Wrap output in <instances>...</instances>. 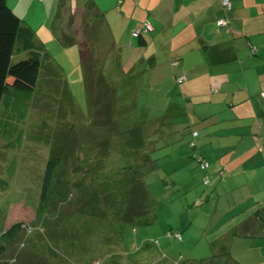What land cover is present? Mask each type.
I'll list each match as a JSON object with an SVG mask.
<instances>
[{
	"label": "crops",
	"instance_id": "1",
	"mask_svg": "<svg viewBox=\"0 0 264 264\" xmlns=\"http://www.w3.org/2000/svg\"><path fill=\"white\" fill-rule=\"evenodd\" d=\"M88 1L104 13L100 39L108 49L104 63L115 65L114 78L129 74L147 81L149 112L156 109L160 114L154 118L167 130L165 155L175 154L180 162L174 170L180 187L204 177L210 181L213 198L173 224L181 227L176 231L190 253L185 263L264 264V223L254 216L264 209V0H229V11L221 0H9V5L38 40L39 32L51 35L52 25L59 30L66 7L74 14ZM222 19L227 25L220 27ZM145 22L153 31L133 37L132 30ZM180 76L185 79L177 83ZM151 126L156 138L159 124ZM192 132L196 148H188L182 162L186 153L173 144L189 142ZM199 157L208 162L206 171L198 168ZM195 213L203 223L195 221ZM201 247L206 258L196 256ZM135 257L149 261L152 253L146 249Z\"/></svg>",
	"mask_w": 264,
	"mask_h": 264
},
{
	"label": "trees",
	"instance_id": "2",
	"mask_svg": "<svg viewBox=\"0 0 264 264\" xmlns=\"http://www.w3.org/2000/svg\"><path fill=\"white\" fill-rule=\"evenodd\" d=\"M80 10L86 27L90 24H101L105 20L104 13L92 1L86 2ZM142 27L143 25L138 29ZM50 29L62 46L77 45L80 49L87 100V109L82 114L75 104L62 68L43 50V42L37 40L36 31L18 17L9 5V0H0V160L3 161L0 166V196L9 190L17 176L20 182L24 181L18 167L23 159L29 161L28 153L31 150L35 151L26 144L27 139L33 144L41 145V152L45 153L38 197L30 203L22 198L7 203L0 201V264L5 261L10 264L20 263L21 254L29 255L32 252L36 256L33 251L25 250L27 238L33 233L36 238L47 230L50 231L51 216L59 213L71 199L75 201L72 207L79 208L78 214L98 216L100 219L109 218L132 224L154 215L151 193L143 176L155 168L150 165L153 158L149 155L155 150V146L150 149L151 140H148V134L153 131V128L150 130V125L160 120V129L163 120L153 118L136 122L131 119L133 105L130 103L127 107L120 108L121 99H118L116 77H107V80L112 79L110 81L113 87L108 82L112 92L107 97L103 94L101 82L96 81V69H93L91 58H81V53L85 50L87 54L91 48L90 39L85 32L80 45L74 34L59 35L54 25ZM16 56L20 59L17 62L14 61ZM120 110H124L123 114L119 113ZM124 117H127L126 121ZM79 123L82 126L88 125L90 129L81 131ZM91 133L98 137L96 141L101 156L96 159L97 168L100 167L101 170L94 171L93 167H83L95 162L87 155H81L91 144V141L84 142L85 134L90 136ZM195 134L191 133L192 138L188 142L192 151L196 148ZM129 154L131 165L128 170L118 172L120 166L117 163L115 171L109 172L105 160H109L111 164L112 158L118 156L117 161ZM163 157L179 162V159L175 160V155L164 154ZM195 161L200 170L203 162L208 164L202 157ZM91 173L101 178L105 176L99 187L92 182L96 177H92V181L87 183L85 176ZM81 175L84 177H79ZM205 179L208 180L207 184H204ZM202 183L208 187V177H204ZM199 203L200 201L195 205ZM23 209L28 213L22 216L20 210ZM13 214H20V218L13 219ZM254 216L264 223V209H258ZM173 232L179 231H170L167 237ZM22 234H25L24 242H21ZM180 236V240H175L181 241V233ZM15 243L16 253L12 250ZM7 252L11 254L9 259L5 257ZM210 259L212 257L207 258ZM204 260L206 259H202ZM177 263L180 264V261Z\"/></svg>",
	"mask_w": 264,
	"mask_h": 264
},
{
	"label": "rangeland",
	"instance_id": "3",
	"mask_svg": "<svg viewBox=\"0 0 264 264\" xmlns=\"http://www.w3.org/2000/svg\"><path fill=\"white\" fill-rule=\"evenodd\" d=\"M69 10L70 9L66 7V9L61 12L58 34H74L76 35L75 38L80 42V45L82 44L81 37L84 32L86 36L90 37L91 48L87 51V54L86 51L82 49L84 51L81 53V58L85 60H88L89 57L91 58L93 69H96V81L101 82L100 86L103 94L105 96L107 94L109 95V93L112 92L109 86L111 85L113 87V85L110 81L112 79L107 80V77L114 79L116 71L114 63L109 65L104 63L107 58L106 54L108 49L106 41L100 38L104 37L105 34L99 31V29L101 30L99 24L95 26L90 24L88 26L89 29L84 26L81 10H76L74 14H71ZM37 11V9H34L30 16H34ZM40 20L41 15L39 14L36 21H34V26L39 24ZM91 28H94V30ZM37 34L43 42V50L50 55L51 60L55 61L62 68V73L74 97L75 104L82 114L87 109V100L83 85L79 47L77 45L62 46L53 33H51V35L49 33L45 35V33L42 32ZM18 60L20 59L16 56L14 61L17 62ZM117 80L115 84L119 88L118 99H121L120 108L124 106L127 107L131 103L134 109L131 119H135L134 121L136 122H143L144 120L153 119L154 116L160 114L157 113L156 109H153L151 113L149 112V105L152 102H150L149 99L152 96L147 90V87L143 88V84L147 81L138 79V76L132 78V75L129 74L122 75V78ZM123 111L124 110H120L119 113L123 114ZM127 117L129 118L130 116ZM127 117L123 119L126 121ZM160 122L159 120L155 124H159ZM80 123L79 126L80 129H82L81 131H83V129L84 131L90 129L88 125L82 126ZM151 128L152 126L150 125V130ZM166 131L167 130L162 126L156 138L148 134V140L152 142L150 149L152 146H155V150L151 153L149 152V156L153 158V163H150V165H154L155 168L151 173L145 174L143 178L144 182L149 186L151 193L153 217L149 215L147 218H142L132 224L113 221L109 218L100 219L98 216L93 217L87 214H78L79 208L77 206L72 207L75 201L71 199L59 213L51 216L52 225H50V231L47 230L43 235L37 236L36 238H34L33 233L27 238L25 250L33 251L36 256L32 252H30L29 255L21 254V262L17 264H97V262H99V264H173L178 261H180V264H183L187 259H190V257H188L190 254L189 250L184 247L181 241L168 238L167 231H176L181 228L174 227L173 224L178 223L184 216L188 217L187 213L189 211L198 209L199 206H195V203L198 201L202 200V205H204L207 196L213 198L212 195L214 193H212L209 187L204 186L201 180L197 181L196 179L194 183L187 188L186 186L180 187V183L177 182L181 177L180 173L174 171L179 167L180 162L169 161L167 157H163L165 149H167L165 146L168 144V140L165 139ZM91 135L92 133L90 136L85 134L86 138L84 137V142L91 141V144L85 150L86 152L81 153V155H87L91 161L95 162L83 165V167L85 169H87L86 167L88 166L93 167L92 170L94 171L97 169L101 170L100 167L97 168L98 162L96 159L101 156V151H99L100 148H98L96 141L98 137L96 135ZM26 144L33 147L35 151L32 152L31 150V152L28 153V157H30L29 161L23 159V163L18 167L22 171L20 176L24 181L20 182L18 176L16 180H13L9 190L1 193L0 201L3 203L16 201L19 198L30 203L38 197L44 171L45 153L41 152L43 149L41 145L33 144L29 139L26 140ZM176 144L181 152L186 153L182 157V162H184V158L187 157V154L189 155L191 153L188 142L183 138L181 143H175L173 145L176 146ZM90 146L94 149H91ZM114 153L117 154L116 151ZM33 157L35 158L31 159ZM116 157L118 158V156ZM116 157L115 159H111V164H109V160L104 161L105 165L109 167V172L115 171L114 169L117 163H119L120 166V168L117 169L118 172L125 171L124 169L128 170L131 165V155L129 154L121 158L122 161L118 159L116 161ZM156 158L158 160H155ZM2 163L3 161L0 160V166H2ZM94 171H92V173ZM195 171L197 172L198 170L195 169ZM92 173L85 176L86 181L90 183L92 181L90 179L96 177V180L92 182L96 184L95 186L99 187L100 181L103 180L105 176L101 178V176H96V174ZM79 177L84 176L81 175ZM169 180L172 182L174 181L175 184L170 183ZM186 200L188 205L184 208ZM4 205L5 204H3V207ZM20 212L22 216L28 213L25 209L20 210ZM20 214H17L19 216L13 214V219L20 218ZM193 217L196 222L199 221L203 223V221H201V214L197 216L195 213ZM20 238L21 242H24V240H26L25 234H22ZM198 240L199 236L197 234L196 242ZM118 241L120 242V246L117 243ZM157 242L159 244H157ZM15 247L16 243L12 249L16 253L17 250ZM146 249L150 250L152 253V257L149 261L136 260L138 258L135 256L140 255L142 251ZM8 252L5 256L7 257L6 259H9V256H11ZM196 252L198 258H206L205 256H208L204 255L207 253L203 252L202 247L197 249ZM130 260L133 263H131ZM2 264L10 263L5 261V263Z\"/></svg>",
	"mask_w": 264,
	"mask_h": 264
},
{
	"label": "built area",
	"instance_id": "4",
	"mask_svg": "<svg viewBox=\"0 0 264 264\" xmlns=\"http://www.w3.org/2000/svg\"><path fill=\"white\" fill-rule=\"evenodd\" d=\"M221 3H222V6L225 10H230L231 9V4L229 2V0H221ZM227 25V21L225 19H222L218 22V26L220 27H223V26H226ZM153 30L152 28V25L149 24L148 22H145L143 24V27L142 29H133L132 30V36L137 38L138 36H140L141 34L145 33V32H148V31H151ZM251 53L253 54L254 53V50L251 49ZM176 63L173 62L172 63V66L173 67H176ZM184 77L183 76H180L178 79H177V83H182L184 81ZM196 135V134H195ZM208 164L206 162H203L202 165H201V169L202 170H206L208 168ZM208 183V180L205 179L204 181V184H207ZM169 238H174V239H177V240H180L181 239V236H180V233L179 232H173V234H169L168 235Z\"/></svg>",
	"mask_w": 264,
	"mask_h": 264
}]
</instances>
